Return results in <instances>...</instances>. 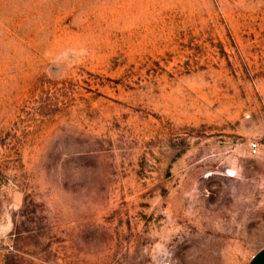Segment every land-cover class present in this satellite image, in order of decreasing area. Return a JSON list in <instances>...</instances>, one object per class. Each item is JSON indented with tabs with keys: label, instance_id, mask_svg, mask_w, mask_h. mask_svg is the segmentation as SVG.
<instances>
[{
	"label": "rangeland",
	"instance_id": "374dc122",
	"mask_svg": "<svg viewBox=\"0 0 264 264\" xmlns=\"http://www.w3.org/2000/svg\"><path fill=\"white\" fill-rule=\"evenodd\" d=\"M263 247L264 0H0V264Z\"/></svg>",
	"mask_w": 264,
	"mask_h": 264
},
{
	"label": "crops",
	"instance_id": "0c3cea01",
	"mask_svg": "<svg viewBox=\"0 0 264 264\" xmlns=\"http://www.w3.org/2000/svg\"><path fill=\"white\" fill-rule=\"evenodd\" d=\"M248 264H264V247L261 248L249 261Z\"/></svg>",
	"mask_w": 264,
	"mask_h": 264
},
{
	"label": "built area",
	"instance_id": "2783aa9c",
	"mask_svg": "<svg viewBox=\"0 0 264 264\" xmlns=\"http://www.w3.org/2000/svg\"><path fill=\"white\" fill-rule=\"evenodd\" d=\"M252 150H253L254 153L258 152V143H253L252 144Z\"/></svg>",
	"mask_w": 264,
	"mask_h": 264
}]
</instances>
